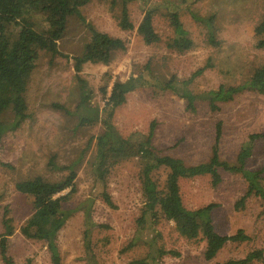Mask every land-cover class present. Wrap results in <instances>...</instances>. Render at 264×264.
<instances>
[{"label":"rangeland","instance_id":"rangeland-1","mask_svg":"<svg viewBox=\"0 0 264 264\" xmlns=\"http://www.w3.org/2000/svg\"><path fill=\"white\" fill-rule=\"evenodd\" d=\"M156 7L153 18L160 41L146 44L137 32L144 15L140 1L128 5L131 30H123L114 18L107 0H91L81 7L85 23L97 30L119 37L126 49L116 51L108 63L86 62L79 72L74 69L73 56L79 55L90 33L84 22L68 17L66 30L58 41L61 55L41 51L31 72L26 101L29 117L21 126L8 132L0 143V233H3V212L8 208L13 233L8 237L7 254L14 264H51L42 242L26 239L20 225L31 214L32 197L18 192L15 183L40 175L50 181L62 177L60 170L49 165H68L79 158L90 136L102 130V124H78L76 106L80 99L79 75L90 89L89 106L102 109L105 98L100 87L110 94L115 81H124L142 72L150 62L151 76L166 79L176 75L188 78L198 69L189 85L194 93L216 91L220 85L236 86L250 81L254 71L264 67V47L257 46L256 25L264 18V0H150ZM175 9L193 41L187 51L167 47L173 38L168 12ZM193 14L208 19L209 29ZM44 18L34 15L36 27L45 26ZM212 31L214 42L208 39ZM65 55V56H64ZM67 56V57H66ZM219 109L212 110L207 100H197L195 111L186 108L184 99L169 91L154 93L153 88H138L126 95L125 102L114 110L111 122L126 137L140 139L155 121L153 145L161 155L181 159L186 165L206 162L215 140L216 124L221 122L222 134L218 143L219 157L229 164L236 162L237 153L250 134L264 132V93L244 90L233 99L218 101ZM95 140L77 165L76 191L64 207L70 213L59 231L57 242L62 264H132L144 258L149 245L172 250L178 256L165 255L160 264H213L231 258L244 257L254 249L264 252V214L260 199L250 196L243 208L235 202L245 193L247 184L242 175L219 169L222 177L217 186L209 175L183 178L179 181L183 204L189 209L210 203L216 233L230 235L242 229L249 237L245 242H228L210 261L204 259V238L186 239L178 234L173 221L159 217L153 224H137L145 200L141 169L143 160L134 156L122 160L110 169L106 190L115 207L98 195L100 185L94 182L89 163L95 155ZM264 165V138L255 140L246 168L256 170ZM264 176V174H263ZM153 178L163 187L166 172L157 170ZM68 190L63 191V195ZM87 199H91L89 202ZM83 206L90 208L92 220L102 225L91 232L94 260L85 249ZM132 241L134 246L124 250ZM0 264H6L0 255Z\"/></svg>","mask_w":264,"mask_h":264},{"label":"trees","instance_id":"trees-1","mask_svg":"<svg viewBox=\"0 0 264 264\" xmlns=\"http://www.w3.org/2000/svg\"><path fill=\"white\" fill-rule=\"evenodd\" d=\"M91 0H0V143L3 137L11 131L18 129L29 117L26 101L31 72L41 51L52 56L61 55L58 50V41L62 38L68 17L75 16L85 23L81 14V7ZM114 18L123 30H131L134 25L130 19L128 5L140 1L145 7L144 15L137 32L146 44H154L160 41V36L155 31L153 18L155 8L150 5V0H107ZM34 15L44 18V27H36L32 21ZM170 24L173 28V38L167 43V47L176 51H187L193 46V41L185 29L179 12L172 9L168 12ZM193 18L203 22L210 29L213 16L205 19L196 14ZM90 33V38L84 44L79 55L73 56L74 69L79 72L86 62L108 63L114 52L126 49V43L119 37L97 30L90 23H85ZM208 39L214 42L212 31L208 30ZM254 33L257 38V46L264 47V18L256 25ZM65 56V55H64ZM67 57V56H66ZM202 72L198 69L190 77L180 79L171 75L166 79H155L151 76L150 62H147L139 74L131 75L124 81L117 80L113 83L110 94L106 97V88L100 87L105 98L104 106H89L92 90L86 81L77 76L80 85V99L76 106L77 111H82L78 116V124L92 125L97 122L102 124L99 134L90 136L87 145L78 159L68 165H57L53 159L49 165L60 170L62 177L56 181H50L37 175L15 183V189L32 197L31 214L19 227L20 233L29 240L42 242L50 257L51 264H62V257L57 238L70 211L66 210L64 203L70 199L76 191L75 179L77 177V165L83 154L90 148L95 140V155L89 163L95 183L100 185L98 195L108 206L114 208V202L110 193L106 190V179L111 167L118 162L138 156L143 160L141 178L145 200L141 216L137 219L139 226H144L148 221L153 224L159 217L173 221L178 234L186 239H196L201 236L206 242L203 252L207 261L216 257L218 252L228 243H241L249 239L242 230L230 235L216 233L212 225L211 212L215 203L189 209L182 201L179 181L183 178H193L201 175H209L213 186H217L222 177L219 169L237 173L244 178L247 188L245 193L235 202V208L240 209L250 196L260 199L262 213L264 214V165L256 170L246 168L247 159L252 154L255 140L264 138V132L254 133L240 147L236 162L229 164L219 157L218 143L222 134L221 122L216 124L215 140L211 155L206 162L197 165H186L181 159L168 155H161L154 147L152 141L155 130V121H151L147 134L140 139H133L132 135L122 136L111 122L114 110L126 100V95L138 88H153L154 93L169 91L186 102V108L195 111L197 100H207L211 109L217 110L218 101L233 99L235 94L244 90L264 93V67L256 69L249 82L236 86L220 85L216 91L194 93L190 84L193 79ZM163 170L166 178L163 187H160L153 178L154 171ZM65 194L60 195L63 191ZM87 199L86 201H90ZM84 212V243L88 257L94 260L91 247V232L95 227L102 225L92 220L90 208L83 206ZM8 208L4 209L2 225L3 233H0V255L6 264H14L7 254L8 237L13 233L11 218L8 216ZM132 241L124 250L134 246ZM150 252L132 264H160L165 255L178 256L176 251L165 250L163 247H154L148 244ZM30 259H27V264ZM96 264L95 261L89 262ZM213 264H264V252L254 249L244 257L231 258Z\"/></svg>","mask_w":264,"mask_h":264}]
</instances>
